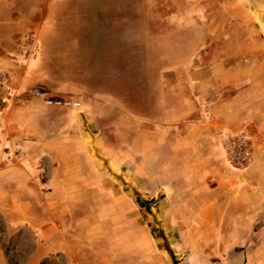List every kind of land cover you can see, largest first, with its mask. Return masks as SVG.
Listing matches in <instances>:
<instances>
[{"label": "rangeland", "instance_id": "obj_1", "mask_svg": "<svg viewBox=\"0 0 264 264\" xmlns=\"http://www.w3.org/2000/svg\"><path fill=\"white\" fill-rule=\"evenodd\" d=\"M33 26L20 34L34 80L23 95L43 86L81 107L33 98L45 112L33 137L53 143L33 163V194L2 187L0 264H191L226 249L264 264V182L226 146L244 137L264 155L257 119L243 120L264 113V0H45ZM191 70L225 82L240 125L213 122L194 156L173 150L187 147ZM253 87L259 101L236 97Z\"/></svg>", "mask_w": 264, "mask_h": 264}, {"label": "crops", "instance_id": "obj_2", "mask_svg": "<svg viewBox=\"0 0 264 264\" xmlns=\"http://www.w3.org/2000/svg\"><path fill=\"white\" fill-rule=\"evenodd\" d=\"M25 1L22 3H25ZM18 4V0H0V199L7 196V192L2 189L4 183L6 185L13 183L16 187L22 183L21 186H24V190L26 187V197L34 193L33 188L29 185L34 182L37 172V168L33 163L40 156L41 150L44 152V148L50 149V145L53 143L52 140L48 141L47 139L33 137L45 133V128L35 122L38 119L37 115L45 112L38 110L36 114L33 110L37 104L35 100L23 95L25 90L33 85L34 80H30L29 77H32L33 74L28 71L27 64H25L26 52L20 50L19 47L20 34L33 30V24L42 19L45 0H42L34 11H31V5L29 4L21 6V9ZM17 5L18 7H16ZM23 8H26V10H22ZM256 70L258 71L257 68ZM191 75H196L199 78V83L196 85L197 90L195 93L193 90L190 93L193 105L188 107L190 110L185 116L188 120L186 124L188 127L187 147L185 144H178L173 150H186L192 152V156H194L196 151L206 149L208 152L210 149L211 125H213V122L218 125L224 124L223 127L225 128L237 129L240 125L236 121L235 125L232 124L238 115L231 113V111L228 112L227 101L220 94L222 90H225V82H222L223 85L217 88L215 79L213 81L207 79L205 73L195 71L194 74V71L191 70ZM217 82L220 83V80H217ZM254 89L253 87L245 92L240 91L236 97L246 95V100L253 99L257 102L259 101V94ZM234 99L232 98L233 103ZM261 112H258L255 117L252 113H249L251 115L244 116L243 120H245V124L252 125L255 122L253 120L257 119L255 125L258 127V131L261 132L259 133L260 136L264 138V113L261 114ZM36 147L38 152L36 150V153L33 152L31 155L30 152L35 150ZM18 148L23 151L21 158L18 159V162H15L12 157L15 154L14 151ZM254 152L253 173H258L257 175L264 182L263 150L259 149L257 154L256 150ZM196 157L198 156L196 155ZM10 198L21 197L16 193L15 196ZM212 259L201 257L194 262L198 264H257L251 251L246 250L226 249L218 255L216 260ZM163 262L162 256H155L151 258V262L144 261V263H141L163 264ZM194 262H191V264Z\"/></svg>", "mask_w": 264, "mask_h": 264}, {"label": "built area", "instance_id": "obj_3", "mask_svg": "<svg viewBox=\"0 0 264 264\" xmlns=\"http://www.w3.org/2000/svg\"><path fill=\"white\" fill-rule=\"evenodd\" d=\"M30 94L31 97L42 100L46 106L67 107L77 110H79L81 107V104L78 101L48 98V94L46 93L43 86H39L32 90ZM226 146L230 150L232 163L236 166L245 167L254 160L252 148L246 138H233L227 142Z\"/></svg>", "mask_w": 264, "mask_h": 264}]
</instances>
